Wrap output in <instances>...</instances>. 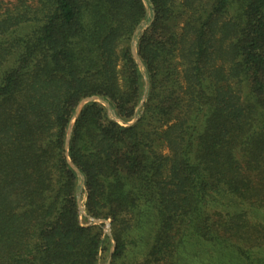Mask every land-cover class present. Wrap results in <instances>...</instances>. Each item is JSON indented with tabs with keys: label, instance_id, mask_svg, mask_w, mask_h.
<instances>
[{
	"label": "trees",
	"instance_id": "obj_1",
	"mask_svg": "<svg viewBox=\"0 0 264 264\" xmlns=\"http://www.w3.org/2000/svg\"><path fill=\"white\" fill-rule=\"evenodd\" d=\"M103 262L264 264V0H0V264Z\"/></svg>",
	"mask_w": 264,
	"mask_h": 264
},
{
	"label": "rangeland",
	"instance_id": "obj_2",
	"mask_svg": "<svg viewBox=\"0 0 264 264\" xmlns=\"http://www.w3.org/2000/svg\"><path fill=\"white\" fill-rule=\"evenodd\" d=\"M110 115L113 117V114L110 113ZM84 201H85V194L82 196L81 198V210H82V213L85 214V211H84ZM93 220V219H92ZM105 230L106 231H109V226H108V223L106 221V226H105ZM102 264H108V262L106 263H102Z\"/></svg>",
	"mask_w": 264,
	"mask_h": 264
},
{
	"label": "water",
	"instance_id": "obj_3",
	"mask_svg": "<svg viewBox=\"0 0 264 264\" xmlns=\"http://www.w3.org/2000/svg\"><path fill=\"white\" fill-rule=\"evenodd\" d=\"M133 50H134V55L137 57V52H136L135 47L133 48ZM138 62H139V60H138ZM90 99H91V98H87V99L83 100V101L80 103V105H79V107H78V112H79L80 109L82 108L83 104L86 103L87 101H89ZM72 123H73V121H72ZM80 208H81V203H80ZM94 222L99 223V222H102V220H94ZM108 226H109V225H108Z\"/></svg>",
	"mask_w": 264,
	"mask_h": 264
}]
</instances>
